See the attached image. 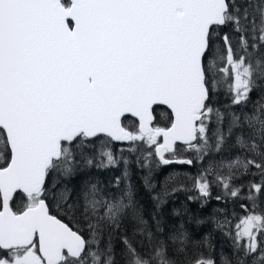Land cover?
Listing matches in <instances>:
<instances>
[{"label":"snow or ice","instance_id":"obj_1","mask_svg":"<svg viewBox=\"0 0 264 264\" xmlns=\"http://www.w3.org/2000/svg\"><path fill=\"white\" fill-rule=\"evenodd\" d=\"M253 92L264 93V0H0V264H218L190 255L184 233L170 255L123 189L89 181L70 198L49 186L74 178L102 138L143 149L145 167L194 164L185 151L211 159L196 191L244 195L247 209L230 229L234 260L219 264H264V96Z\"/></svg>","mask_w":264,"mask_h":264},{"label":"trees","instance_id":"obj_2","mask_svg":"<svg viewBox=\"0 0 264 264\" xmlns=\"http://www.w3.org/2000/svg\"><path fill=\"white\" fill-rule=\"evenodd\" d=\"M263 96L261 94H257L255 101H259L260 97ZM227 103L226 101H223L222 107L225 106ZM218 107V106H217ZM125 125L129 126L128 124L129 121L125 120L124 121ZM161 126H164L163 124H159ZM104 139V138H102ZM105 140V139H104ZM122 144L116 143V142H110L108 143L109 149L114 153V154H122L126 153L127 156L129 157V161L125 164V167L128 171L129 174V188L131 189V194L129 198V204L130 207L135 208L137 214L141 216L144 221H146L147 226L154 231H158L160 233L159 239L165 240L166 245L169 251V254L172 255L175 253L174 248H179V246H175L173 243L172 237L177 234V233H184L187 236V240L185 241V245L188 249L195 244L196 242L194 239L198 237L197 229L198 226L201 225L204 230L206 231L207 227L209 226V221L210 220V228L213 233H219L223 232L225 239L229 241L230 245H225L222 249L221 252H226L232 248V239H231V231L235 225V219H236V211L235 207L231 209L230 215L228 217L230 223L226 225L225 227L221 228L218 227V221L215 222L211 217L207 219V214L206 211L208 207L211 206V202L209 203H204L203 200L202 203L200 202H191L189 201L190 196L192 195L193 191H196V189L193 187L192 191L188 190L184 193L183 198H175L171 199V195L167 193H161L158 190V185L163 181L164 179V169L169 167L170 165H160L153 160L152 165L148 168L145 169L141 177H136L135 176V169L138 166V162L144 155L143 149L140 151H125L121 150L120 147ZM94 152V144H89L87 150L82 152V157L90 155ZM80 155V154H78ZM176 165H181V167H191L186 164H176ZM119 165L115 164L114 166H109L106 169L102 170V173H108L109 172H114L118 170ZM94 167L91 165H87L84 163V160H81L80 165H79V172L81 175V181L83 182L85 178L88 177L89 173L91 170H93ZM50 178L49 177V185H50ZM60 177H57V181L55 183L60 182ZM166 181V179H165ZM69 183L72 182L71 179L68 180ZM53 183V184H55ZM52 184V185H53ZM51 185V186H52ZM103 188L105 186L109 188H119L120 184L114 183V184H106L102 183ZM243 186L246 188V182L243 183ZM198 194V193H194ZM200 195V194H199ZM246 197L242 195L239 199H236L235 201L233 198L228 197L227 199V204L228 203H233L236 206V203H241L244 201ZM182 201V203H181ZM52 203L53 206V213L57 211L55 203L49 201ZM20 202L17 201V205ZM181 203V204H180ZM199 204V206L197 205ZM63 215V213H61ZM201 220L199 223L198 221ZM219 223H223L219 222ZM131 225L128 223L125 224L124 229H127L128 231L132 230ZM214 241H217L218 239L216 236L213 238ZM203 245L202 247L198 248V250L202 253H204L205 256H209V253H213V257L216 258L217 253L215 249H208L205 246V242L201 241L198 245ZM120 250L119 247L116 249V254H119ZM177 259H183V257L177 256ZM119 260V259H118ZM234 260V259H233Z\"/></svg>","mask_w":264,"mask_h":264},{"label":"rangeland","instance_id":"obj_3","mask_svg":"<svg viewBox=\"0 0 264 264\" xmlns=\"http://www.w3.org/2000/svg\"><path fill=\"white\" fill-rule=\"evenodd\" d=\"M257 94H261L264 96V93H257ZM218 96H219L220 100H223L224 97L226 96V94L222 93ZM163 116H166V114ZM128 124L130 125V122ZM120 149L125 150V151H130V146L128 144H122ZM103 150H110L108 147V143L105 147V140L104 139L97 140L94 142V152L90 155H87V156H84L81 158V160H84V161L85 160L93 161V163L87 164V165H91L94 167V169L91 170L88 177L85 178L83 182L81 181V175H80V172L78 171V173L75 175V177L71 179L72 180L71 183L68 182L69 178H66V177H60V179H59L60 182L55 183L57 181V176L56 175L51 176L49 186L51 187V185L53 183H55L54 191L61 192L64 189H67V195L70 198H75L78 195V193L80 191V187L83 183H87V182L91 181L93 183L99 184L101 186V188H103L102 183L114 184V183H116V178L121 177L122 178V184H120L119 188L123 189V191L127 195V197L130 198L131 189L129 188V174H128V171L125 167V164L129 161V157L127 156L126 153H122V154H114L113 153L114 156L116 157V160H117L116 164L119 165L118 170L116 171V173H114V172H109V174L108 173H102L101 172L102 170L109 167V166H105L106 161H104V163H101L100 153ZM178 156L179 157L187 156V158H192L195 160V163L192 164V166L190 168L189 167H169V168L164 169V172H165L164 173V179L160 183V185H158L157 187L161 193L170 194L172 200L175 198H179L180 196H181L180 198H183L184 193L186 191H188V190L192 191V189H193V177L197 176L199 173L203 172L205 168L209 167L210 165H212L214 163L211 159H204V160L196 159L192 153H189L186 151L178 153ZM143 157H144V155L142 156V158L138 162V166L135 169V176L136 177H141L146 168L153 166L151 163L148 167H145ZM165 179H166V181H165ZM244 182H246V186L248 187V181L245 180ZM217 196H220L221 199L218 200ZM227 199H228V197H226L224 190L222 188L214 185L212 188V191H211V195L208 198H203L199 194L192 193V195L189 198V201L195 202V203L200 202L201 200H203L204 203L211 202V206L208 207V209L206 211L207 219L209 217H211L213 219V221H215V222H217V221L222 222V221H224L226 215H227V217H229V215H230V212H228L229 206H230V208L233 207V204H231V203L227 204ZM126 202L129 203V200ZM181 203H182V201H181ZM201 203H202V201H201ZM197 205L199 206V204H197ZM246 210L247 209L242 210L240 208L239 202L236 203V206H235L236 216L243 215ZM200 221L201 220H199L198 223ZM208 221H209V226L207 227L206 231L204 230V228L201 225L198 226V229H197L198 237L196 239H194L196 242V245L194 244L190 248L189 254L193 255L196 252H200L196 246L201 241H204L205 246L208 249L217 250L216 251V253H217L216 259L218 261V264H219V261L224 257H230V258L234 259L233 254H232V248L226 252H221V249L225 245H230L229 241H227L225 239L223 232L213 233L211 228H210V220L208 219ZM236 222L237 221L235 219L234 223H236ZM126 223H128L129 225L132 226L131 217L129 218V222H126ZM214 236H216V238L218 239L217 241L213 240ZM173 243L176 247L180 245L179 240H173ZM174 249L176 250L177 248H174ZM209 254H210L209 256L213 257V253H209ZM117 259H120L119 254H117Z\"/></svg>","mask_w":264,"mask_h":264},{"label":"flooded vegetation","instance_id":"obj_4","mask_svg":"<svg viewBox=\"0 0 264 264\" xmlns=\"http://www.w3.org/2000/svg\"><path fill=\"white\" fill-rule=\"evenodd\" d=\"M256 96H257V92H253V94H252V98H253V100L255 101V99H256ZM214 100L217 102V106L218 107H222V103H223V101H226L227 100V98H226V96L224 97V99L223 100H220L219 99V96H216V97H214ZM252 105H249V107H251ZM166 114V116H163V115H165ZM156 116H157V121H158V123L159 124H163V125H165L166 123H167V120H168V114H167V112L164 110V109H161V107L160 108H158L157 109V111H156ZM168 168V167H167ZM194 187V186H193ZM193 193H198V191H193ZM199 194V193H198ZM231 204H233V203H231ZM230 204V205H231ZM235 207V204H233V207L232 208H230V206H229V208H228V212L231 210V209H233Z\"/></svg>","mask_w":264,"mask_h":264}]
</instances>
